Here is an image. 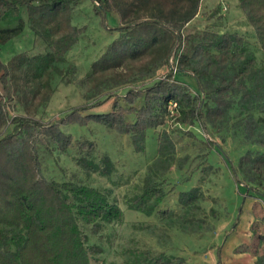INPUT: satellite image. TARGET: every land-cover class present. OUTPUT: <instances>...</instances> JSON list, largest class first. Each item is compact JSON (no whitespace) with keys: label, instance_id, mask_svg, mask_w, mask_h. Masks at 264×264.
I'll use <instances>...</instances> for the list:
<instances>
[{"label":"trees","instance_id":"trees-1","mask_svg":"<svg viewBox=\"0 0 264 264\" xmlns=\"http://www.w3.org/2000/svg\"><path fill=\"white\" fill-rule=\"evenodd\" d=\"M81 1L0 0V23L15 17L14 22L0 24V45L20 35L28 25L49 48L39 55L15 53L6 63L0 59V264H91L90 252L96 246L86 245L82 225L124 219L123 209L103 190L73 179L41 176L40 147L51 151L52 144L65 153L71 145L73 133L64 131L65 126H84L90 121L102 124L130 134L134 150L142 152L147 129H156L164 122L177 129L201 123L210 132L224 129L230 122L247 146L236 167H231L234 181L245 183L246 196H264L260 189L264 185V151L260 148L264 147V60L257 59L243 34L230 31H203L180 51L181 28L194 19L202 0H91L96 13L113 11L120 24L114 28L119 35L91 63L85 82L99 90L108 83L126 82L130 75H149L162 67L167 73L145 88L128 89L123 96L127 105L115 101L111 112L81 115L79 111L90 107L84 105L56 122L35 117L52 94L51 73L56 62L73 49L84 29L73 24L72 18ZM237 6L253 27L264 54V0H238ZM171 57L177 65L174 71L169 68ZM185 75L199 86L198 96L181 79ZM140 98L141 105L134 106ZM12 99L22 108L13 115L8 106ZM171 100L178 102L173 117L167 111ZM127 113L135 114L134 121H126ZM161 129L140 192L127 200V206L148 216L171 217L172 211L160 207L167 194L165 176L172 166L182 169L189 157L178 156L171 133ZM202 142L210 150L215 144L206 137ZM77 160L102 174L111 172L114 165L106 153L100 161ZM201 198L197 186L181 189L177 195L188 212L200 209ZM195 221L189 215V222ZM252 226L253 234L261 237ZM134 258L136 264L183 261L162 252L157 256L139 253ZM254 264H264V252Z\"/></svg>","mask_w":264,"mask_h":264},{"label":"rangeland","instance_id":"rangeland-1","mask_svg":"<svg viewBox=\"0 0 264 264\" xmlns=\"http://www.w3.org/2000/svg\"><path fill=\"white\" fill-rule=\"evenodd\" d=\"M79 4L72 18L76 26L84 29L75 46L76 51L69 55L67 66H61L62 70L56 67L51 73L52 94L35 113L36 118L46 122H56L64 114L84 105L90 107L84 112L79 111L81 115L111 112L115 101L126 106L123 96L128 89L145 88L156 79L164 78L168 70L162 67L154 70L153 74L130 75L121 84L108 83L99 90L93 89L84 81L85 72L112 41L120 17L113 11L105 15L96 13L91 0H82ZM233 4L234 0H204L198 16L181 28L182 45L179 50L203 31L239 32L251 43L257 59L264 60L253 27L246 21L244 12L234 13ZM14 19L10 17L0 24H9ZM27 31L0 45V59L4 63L20 52L18 47L33 48L37 54L47 51L44 41L35 42L33 34ZM169 64L172 71L177 68L172 57ZM181 79L188 83L194 95H199V86L192 77L185 75ZM141 102V98L137 99L134 106L139 107ZM8 106L11 115L22 109L13 99L8 101ZM124 116L128 122L135 119L134 113ZM182 126L177 129L175 125L164 122L156 129H147L142 152L134 150L130 134H122L92 121L84 126L63 127L64 131L73 133L67 152L56 150L52 144L49 146L51 151L40 147L41 176L73 179L92 185L103 190L110 201L123 209L121 222L82 225L86 245L96 246L90 252L91 264H136L135 255L146 252L151 256L161 252L180 256L183 261H175L178 264H218L219 259L221 264H254L257 256L264 252V196L259 193L253 197L246 196L245 183H235L231 169L236 167L247 146L233 132L230 122L224 129H213L212 132L201 123ZM163 127L169 130L176 143V154L189 157L182 169L172 166L165 176L167 194L160 207L172 211L171 217L148 216L127 206V200L140 192L146 165L154 159L156 138ZM203 137L215 143L213 149L205 146ZM260 148L264 151L263 146ZM104 153L114 164L107 174L93 171L77 160L84 157L100 161ZM239 177L242 179L241 175ZM192 186L200 189L202 198L198 202L200 209L188 212L179 204L177 195L179 190ZM260 189L264 191V185ZM189 215L196 221L189 222ZM252 225L257 227L261 237L253 234Z\"/></svg>","mask_w":264,"mask_h":264},{"label":"crops","instance_id":"crops-1","mask_svg":"<svg viewBox=\"0 0 264 264\" xmlns=\"http://www.w3.org/2000/svg\"><path fill=\"white\" fill-rule=\"evenodd\" d=\"M203 1L204 0H202L201 1V5H202V3H203ZM208 1H210V0H208ZM237 1L238 0H234V4H233V8H234V13H243L242 12V10L237 6ZM201 5H200V8H201ZM200 8H199V10H200ZM224 8L226 9V7L224 6ZM224 8H223V10H224ZM75 11H76V9H75ZM74 11V12H75ZM74 12H73V14H74ZM73 14H72V17H73ZM198 16V14L196 15V17ZM194 20V19H193ZM247 21V20H246ZM73 24H74V22H73ZM230 24H231V22H230ZM4 25V24H3ZM26 26H28V25H25V27H24V29H23V31L24 30H28L27 32H29V34H33V37H34V41L35 42H37V43H39L40 41H44L40 36H37L36 34H34L33 33V31L29 28V26L28 27H26ZM28 28V29H27ZM251 28H252V26H251ZM236 29L238 30V27H236ZM22 31V32H23ZM21 32V33H22ZM20 33V34H21ZM119 35V31H117L116 33H115V35H113V39L114 38H116L117 36ZM17 37V36H16ZM112 39V40H113ZM45 43V42H44ZM45 45H46V43H45ZM77 45V43L73 46V49H71L69 52H68V54L65 56V58L63 59V60H61V61H59V62H56V67H58L60 70H62V68L63 67H61V66H67L68 65V57H69V55L71 56V54H73L75 51H76V46ZM26 47V46H25ZM25 47H18V49L20 50V52H26V54H28V55H39V54H44V53H39V54H37V53H35V52H33L34 50H33V48H25ZM107 47V46H106ZM105 47V48H106ZM46 48H47V51L46 52H48L49 51V48H48V46L46 45ZM45 52V53H46ZM76 58L74 57V60H75ZM77 60V59H76ZM85 71V70H84ZM89 71V70H88ZM88 71H86L85 73H87ZM1 91H2V86H1V83H0V93H1Z\"/></svg>","mask_w":264,"mask_h":264},{"label":"built area","instance_id":"built-area-1","mask_svg":"<svg viewBox=\"0 0 264 264\" xmlns=\"http://www.w3.org/2000/svg\"><path fill=\"white\" fill-rule=\"evenodd\" d=\"M174 69V68H173ZM178 109V102L176 100L169 101V104L167 106L168 115L175 116Z\"/></svg>","mask_w":264,"mask_h":264}]
</instances>
